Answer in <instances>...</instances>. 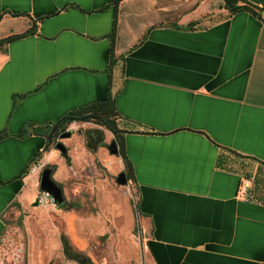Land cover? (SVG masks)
I'll return each mask as SVG.
<instances>
[{"label": "crops", "instance_id": "obj_1", "mask_svg": "<svg viewBox=\"0 0 264 264\" xmlns=\"http://www.w3.org/2000/svg\"><path fill=\"white\" fill-rule=\"evenodd\" d=\"M115 1L0 0V40L25 35L0 46V239L22 216L27 264H51L56 212L87 250L76 213L33 206L31 169L60 166L62 185L77 155L45 151L48 127L110 98L148 264H264V0ZM89 126L69 124L67 145Z\"/></svg>", "mask_w": 264, "mask_h": 264}, {"label": "rangeland", "instance_id": "obj_2", "mask_svg": "<svg viewBox=\"0 0 264 264\" xmlns=\"http://www.w3.org/2000/svg\"><path fill=\"white\" fill-rule=\"evenodd\" d=\"M94 129L103 133L105 143V147L98 148L95 153L89 152L83 141H86V133L91 130L85 131L83 137L77 135V130H74L76 135L71 139L70 146L67 145L66 140L62 141L68 148L69 156L77 155L74 163L71 161V165L63 172L62 187L68 205L75 207L69 211L76 213L84 222L82 224L85 233H82L80 238L89 245L83 252L88 254L95 264H148L143 245L141 219L137 213L136 186L132 182L127 186L117 184L116 179L123 170L119 165L120 162H117L118 156L112 155L107 148L115 137L104 127L96 126L93 127ZM52 148H55L53 144ZM58 153L61 155L60 151ZM60 170V166H56L55 171ZM54 209L60 210L58 206H54ZM49 216L56 226L57 234L61 236L64 234L69 240L72 239L68 234L65 218L58 216L56 212H52ZM22 220V216L11 213L5 236L19 230L27 246L28 237L22 227ZM31 228L32 242L35 241L37 244L35 251L40 252L42 246L38 244L40 232L43 231V235H46L47 230L38 228L35 224H32ZM55 243L53 247L60 252L58 239L57 241L55 239ZM72 244L79 250L74 243ZM2 252L0 264H16V258L14 259L11 254L7 255L6 250ZM45 258L41 260L36 257L34 264H45ZM53 263L66 264V259L64 255L59 254V257L53 259Z\"/></svg>", "mask_w": 264, "mask_h": 264}, {"label": "trees", "instance_id": "obj_3", "mask_svg": "<svg viewBox=\"0 0 264 264\" xmlns=\"http://www.w3.org/2000/svg\"><path fill=\"white\" fill-rule=\"evenodd\" d=\"M120 1L121 0H116L113 3L115 13L117 12L118 4ZM225 2H226L227 7L232 8V12H238L244 9V8L235 6L238 0H225ZM23 36L25 35L13 36L7 39L0 40V46L10 43L11 41H14L16 39L22 38ZM117 115L118 114L116 111L114 101L109 98L104 102L94 103L92 105H88L81 109L74 110L71 113L67 114L65 117L57 121L55 125L48 127L49 129H48V133L46 134V136H48L51 133L52 129L56 125L57 126L59 125L61 131L64 132L66 131L67 126L73 122H92L98 126L104 127L105 129L113 133L117 141V144H118V148L120 152L119 156L123 158L124 162L127 165L125 155H124L123 143L121 139L119 138L122 131L119 130L118 125H117ZM67 117H69L70 119L62 120ZM41 132L42 130H36V129H33L30 132L27 130H23V132L18 134L17 137L21 139H25L31 134L32 135L42 134ZM7 137H9V134L7 132L5 131L0 132V142L3 141ZM50 146H52V141L50 142L48 140L45 151H49ZM86 146H87V149L91 153L97 152L98 148L100 147H105L103 133L99 130L88 131V133H86ZM39 156L40 155H38L37 157ZM67 164L68 166L71 165V161L69 157H67ZM51 168L55 170L56 166H52ZM22 176L19 178H22ZM71 208H74V207H69V210ZM62 243H63L64 253L68 259H77L78 261H80V264H92L90 259L85 254H83L81 251L77 250L73 246L69 238L64 234H62Z\"/></svg>", "mask_w": 264, "mask_h": 264}, {"label": "water", "instance_id": "obj_4", "mask_svg": "<svg viewBox=\"0 0 264 264\" xmlns=\"http://www.w3.org/2000/svg\"><path fill=\"white\" fill-rule=\"evenodd\" d=\"M70 119L69 117L64 118ZM57 128V125L52 129L51 133L47 136V139L51 142V137L53 133L55 132ZM73 135L72 131H66L60 135V139H67L71 138ZM55 149L61 152V154L64 157L68 156V148L61 142H57L54 145ZM109 152L114 156H119V148L117 142L114 140L111 145L108 147ZM54 170L50 167H45L41 172V179H40V191L42 193L48 194L54 201L55 205H62L64 203V195H63V189L61 186L56 183L52 177ZM116 182L119 186H127L129 184L128 177L125 172H122L116 179ZM40 201L37 200L34 204V206H39Z\"/></svg>", "mask_w": 264, "mask_h": 264}, {"label": "flooded vegetation", "instance_id": "obj_5", "mask_svg": "<svg viewBox=\"0 0 264 264\" xmlns=\"http://www.w3.org/2000/svg\"><path fill=\"white\" fill-rule=\"evenodd\" d=\"M66 132V131H64ZM61 131L59 125L57 126L55 132L53 133L52 137H51V141L53 146L57 143V142H61L64 140L60 139V135L62 133H64ZM116 141V139H115ZM117 142V141H116ZM51 168V166H50ZM52 169V168H51ZM61 188L63 189L62 185H60ZM42 194V192L40 191L39 197L37 200L40 201V195ZM63 195H64V203L62 205H55L53 204L52 206H58L59 209L65 210V211H69V207H73L68 205L67 203V199L65 198V194H64V190H63ZM41 205V203H40ZM45 206V205H42ZM47 206H50V204H48ZM75 208V207H74ZM71 208V209H74ZM70 209V210H71ZM6 232V230H5ZM3 250H6V254L9 255L11 254L14 259H15V263L16 264H27V246L24 242V238L22 233H20L19 230H17L16 232H12V233H8L7 236H5V233L3 234V236L0 239V254H2ZM83 254H85L83 251H81ZM63 255L66 259V264H80V261H78L77 259H68L63 251ZM91 261L92 264H95L94 261L89 257L88 254H85ZM51 264H54L53 262Z\"/></svg>", "mask_w": 264, "mask_h": 264}, {"label": "built area", "instance_id": "obj_6", "mask_svg": "<svg viewBox=\"0 0 264 264\" xmlns=\"http://www.w3.org/2000/svg\"><path fill=\"white\" fill-rule=\"evenodd\" d=\"M43 169H44V166H43V165H38V164H36V165H34V166L32 167L31 171H32V172H35V171H37V170L42 171ZM40 203H41L42 205H48V204L53 205V204H54V201H53V199H52L48 194H46V193H42V194L40 195Z\"/></svg>", "mask_w": 264, "mask_h": 264}]
</instances>
